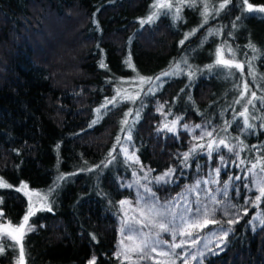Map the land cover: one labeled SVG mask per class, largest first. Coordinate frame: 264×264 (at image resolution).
<instances>
[{
    "label": "trees",
    "instance_id": "1",
    "mask_svg": "<svg viewBox=\"0 0 264 264\" xmlns=\"http://www.w3.org/2000/svg\"><path fill=\"white\" fill-rule=\"evenodd\" d=\"M154 2L0 0V181L12 185L0 187L1 219L22 220L29 205L25 191L40 193L45 202L29 218L34 230L23 238L26 264H88L93 255L96 264H121L120 201L130 197L117 161L122 133L155 174L173 170L153 183L159 198L210 175L218 187L227 182L230 202L243 211L229 226L225 246L194 264H264V224L252 225L254 206L245 204L253 194L248 164L264 160V13L248 12L246 5L242 10L241 0H232L216 14L222 0H206L205 23L202 0H196L195 7L183 6L180 19L174 8L162 9L142 24ZM249 2L264 6V0ZM224 43L244 63L243 74L216 64ZM129 55L136 71L125 63ZM102 60L107 68L99 66ZM137 73L160 79L147 83L152 91L136 103L117 96L102 107ZM245 82L256 93L255 107L247 94L240 98ZM245 107L250 129L238 115ZM173 121L170 132L165 125ZM204 131L222 136L245 165L237 167L235 153L224 147L209 157L205 145L185 162L183 154L200 145L194 137ZM235 176L241 179L229 180ZM22 184L27 189L16 191ZM260 208L264 219V198ZM12 244L0 240V264H12L19 254Z\"/></svg>",
    "mask_w": 264,
    "mask_h": 264
},
{
    "label": "rangeland",
    "instance_id": "2",
    "mask_svg": "<svg viewBox=\"0 0 264 264\" xmlns=\"http://www.w3.org/2000/svg\"><path fill=\"white\" fill-rule=\"evenodd\" d=\"M220 3L221 2L218 3L216 9L219 7ZM229 48L234 51L232 46L228 43H224L218 47V49L223 50L225 59H232L231 53L228 51ZM235 62L243 63L236 54ZM147 85V83L141 84L137 74L130 76L128 80L120 86V96H118V100H127L129 103H136L142 100L149 94L148 89L151 88V86L147 88ZM137 93H139L138 96ZM246 94L248 95V100L252 99L251 93L247 92ZM129 95L136 97V99H127L126 97ZM202 134L203 132H200L196 137ZM123 137L125 142L120 146V157L117 161L118 164L121 165L122 171L127 174L126 178L128 179L125 185L130 188V197H126L123 200L129 203L120 206L121 237L120 247L118 249V251L122 253L120 261H123V264H184V261L187 260V264H194L201 260L204 255L223 248L226 242L223 233L227 231L231 225L227 221L239 220L243 214V211L236 210L230 202V191L228 188L225 194L224 188L218 187L217 183L211 182L217 180L215 177L211 178L210 175H205L197 178L193 184L186 185L178 192L169 194L166 198H159L153 189V185L162 182L156 179L161 176V174H155L139 159L138 162L129 159V156H132L134 151L128 144V141L126 143V140H128L126 133H122L121 140H124ZM205 137L196 140H199L200 145L207 146L211 140H216L218 142L220 139H223L222 136H212L207 137V139H205ZM222 147L223 146H220V148ZM125 148L128 150L127 154L124 152ZM236 151L237 149H235L234 153H236ZM135 157L137 158L136 155ZM252 164H256L257 167L250 172V180L253 183L251 191L253 194L248 199L255 201L256 195L259 194L255 181L257 179H264V160H261L260 163L250 162L248 164V169L251 168ZM223 165H225V163H223ZM243 165H245V163ZM145 176H147V179H145ZM197 181H200L198 188L195 187ZM204 181H209V183H204ZM146 189H150L151 191H147ZM29 193L33 194L31 196V206L35 212L38 208L44 206V198L43 195L36 191H29ZM261 201L258 202V205L252 204V206H254L253 211L255 210L252 217V225L260 222L259 219H256L257 216L262 218V210L260 208ZM198 207L201 209L200 212H197ZM225 211H227V214H225ZM205 212L207 213L206 217L204 215ZM205 218L209 221L215 220L216 223L209 222L207 226L204 227H190L193 223L203 225ZM20 222H22V220H20ZM7 223L9 222L2 220L0 217V225H6ZM160 223H164L169 231L162 232L158 227ZM122 228L124 229L123 233L121 231ZM129 228L132 230L129 231ZM181 232L185 234H179ZM173 233H177L175 240H173ZM187 233H191V235L189 236ZM158 239L166 241L167 243L156 244L155 242ZM0 240H9L16 243L11 238L6 237L2 232H0ZM121 241H123V244ZM181 241H184L182 248L173 249L170 247V245L181 243ZM145 244H147V247L144 249V254L147 257L145 259L140 258V253L130 251V249L143 247ZM217 245H219V247ZM17 247L19 250V244H17ZM152 247H156V252L151 251ZM160 252H168L169 255L161 256L159 254ZM201 253H203V255H201ZM124 255L130 256L131 260H125ZM193 256H195L196 259H192ZM18 257L19 254H17L12 264H17Z\"/></svg>",
    "mask_w": 264,
    "mask_h": 264
},
{
    "label": "snow or ice",
    "instance_id": "3",
    "mask_svg": "<svg viewBox=\"0 0 264 264\" xmlns=\"http://www.w3.org/2000/svg\"><path fill=\"white\" fill-rule=\"evenodd\" d=\"M232 0H222V2L219 4V7L217 9H215L216 11V14L219 13L220 10L224 9L229 3H231ZM187 4L188 7H195L196 6V0H178V3L177 4H173L172 3V0H155V2L153 3L152 5V8L154 9L152 14L149 15L147 17V20H142L141 23H148V22H151L153 19H155L159 14H160V11L159 10H162V9H167V10H175V18L176 19H180V13L183 9V6ZM246 5V9L248 12H260V13H264V6H260V7H254L252 3L249 2V0H241L240 2V7L241 9L243 10V7ZM202 6H203V9L204 11L201 13V15L204 16L205 18V23L207 22V19H208V15H209V7L210 5L206 2V0H202ZM237 19H239V17H237ZM195 30H193V33H190L188 35H191V34H194ZM210 35L213 34V33H209ZM188 35L185 36V40L188 39ZM181 44L184 43V40H181L180 41ZM249 48H251L254 52L257 51L255 45L253 44H249L248 45ZM228 51L231 53V56H232V59H225L224 56H223V50L222 49H217V52H216V55H217V59H216V64L217 65H220V66H223L227 69H232V68H235L237 70H239L241 72V74H243V69H244V63H241V62H235V52L232 50V49H228ZM252 59L254 60L255 57H252ZM125 63L128 64V66L130 68L133 69V71H136L135 70V67L134 65L131 64V56L129 55L128 59L125 61ZM185 63H187L185 61ZM101 68H107V64L104 63V61L102 60L100 62V65H99ZM209 68H211L212 66L209 65L208 66ZM248 67H249V75H252L253 76V79H255V75H254V69H253V66L251 64V62L249 61L248 62ZM179 68V65H177V69ZM173 73L172 72H165L163 73L164 76H168V75H172ZM137 76L139 78V81L141 82V84L143 83H151L153 81V79L155 80H159L160 77L157 76L155 78L153 77H144V76H141L139 75V73H137ZM262 79H264V77H262ZM244 87V91L241 92L240 94V98L243 99L244 98V95L250 91L249 87H248V84L247 82L244 83L243 85ZM149 92L152 91L151 88L148 89ZM139 95V93H137V96ZM117 96H120V91L118 90L117 93H116V96H114L111 100H108L106 99L105 100V104L102 105V107H107L108 104H115L116 103V97ZM251 97L252 99H249L247 101V104H251L253 105V107H255V105L253 104V99H256V93L255 92H251ZM127 99H132V100H135L136 97H132L131 95H129L128 97H126ZM236 103H240V100H237ZM98 113L100 111V109H97L96 110ZM131 113H126L125 115H130ZM138 115V113H137ZM240 117H243V125L245 128H253L254 125L249 123V119H248V116H249V112H248V108L245 107L244 110L242 112H240L238 114ZM93 123H95V121H93ZM122 123H127V120H124L122 121ZM175 125H176V121H173V126L172 127H169L167 124L165 125V127L168 129V131H174L175 130ZM184 127L187 129L188 126L187 125H184ZM201 125H195V128H200ZM261 127H264V124L261 125ZM226 131V129H225ZM205 136L207 137H212L213 136V131H204L203 134L199 137H194V139H203ZM119 137H117V142L119 143ZM128 139H131V136L128 137ZM220 146H223L224 148H227V150L230 152V153H233L235 152V149L234 147L230 146L228 143H226V141L224 139H220L218 142L216 140H211L208 144H207V150H208V156L211 157L212 155V152L213 151H218ZM197 148H204V145H196L194 146L193 148H191L189 150V152H186L183 154L184 156V161L186 162L188 159H189V156L190 154L192 153H195ZM124 152L127 154L128 150L125 148L124 149ZM236 155V160L233 161L234 164H236L237 167H240L242 166L245 161L244 160H241L239 159V153H235ZM129 159H132V160H135L136 162H138V158L135 157V154L133 153L132 156H129ZM220 161L221 163L223 164L225 162V158L223 156H220ZM238 161V162H237ZM257 167L256 164H252L251 168L248 169L249 172L252 171V169H255ZM89 171H91V169H89ZM173 170L172 169H169L168 172H165L164 175L162 176H159L157 177V181H163L165 179L166 176H171ZM215 173L217 176H219V173H220V169L217 168L215 169ZM63 177H61L62 179ZM145 179H147V176H145ZM232 179H235V180H240L241 177L240 176H235V177H229V180H232ZM212 183H218L217 180H213L211 181ZM204 183H209V181H204ZM200 185V181H197L196 183V186L195 187H199ZM255 185H256V188L258 189L259 191V194L256 195L255 197V201H251V200H248L246 199L245 200V204H248V203H252L254 205H258V202L261 201L262 198H264V179H257L255 181ZM0 187H3V188H9V187H12V185L6 183V182H2L0 181ZM27 184H22L19 188L16 189V191H22V190H25L27 189ZM245 187H247V185H245ZM227 188H228V184L227 182H225L224 184V189H225V194L227 192ZM147 191H151L150 189H146ZM190 190H194V189H190ZM25 195L26 196H29V209H28V212L27 214H25L22 218V222H17L16 225H13L11 224V222L7 223L6 225H0V232H2L6 237H9L11 238L13 241H15L16 243L10 245V247L12 249H15L17 244H19V257H18V261H17V264H25V249H24V245H23V238L25 236L26 233H30L34 230V226L30 225L29 224V218L35 214L32 206H31V196L33 195L32 193H29L27 191H25ZM38 195V194H36ZM214 199V198H213ZM121 205H124V204H127L129 203L128 201H120ZM48 211H51V208L49 207L47 209ZM201 209L198 207L197 208V212H200ZM225 214H227V211H225ZM244 214L247 215V209L244 210ZM162 215V214H160ZM205 217L207 216V213L205 212L204 213ZM3 216V213L0 212V217ZM256 219H259L260 222L262 224H264V219H261L259 216L256 217ZM209 222H212V223H216L215 220H212V221H209L207 218L204 219V222H203V225H199V224H196V223H193L192 225H190V227H204V226H207V224ZM229 224H233V223H238L239 220H228L227 221ZM158 227L160 228V230L162 232H167L169 231L168 227L164 224V223H160L158 225ZM132 229L129 228V231H131ZM232 229L229 228L227 231H224L223 233V236L224 238L227 237L228 235V232H230ZM122 233L124 232V229L122 228L121 229ZM181 235H184L185 233L181 232L179 233ZM176 235L177 233H173L172 236H173V240H175L176 238ZM187 235H191V233H187ZM93 239H95V237H93ZM121 243L123 244V241H121ZM156 244H160V243H167L166 241H162V240H156L155 242ZM183 244H184V241H181V243H176V244H172L170 245L171 248L175 249V248H182L183 247ZM219 247V245H217ZM147 247V244H145L143 247H137V248H134V249H130L131 252H134V253H140V258L141 259H145L147 258L146 255L144 254V249ZM156 247H152L151 248V251L152 252H156ZM4 251V248L3 247H0V253H2ZM161 256H168L169 253L168 252H160L159 253ZM122 253L120 251H118L116 253V257L117 259H120ZM201 255H203V253H201ZM96 256L93 255L92 258L88 261V264H96ZM124 259L125 260H131V257L128 256V255H124ZM192 259H196L195 256L192 257ZM121 264H123V261L121 262ZM184 264H187V260L184 261Z\"/></svg>",
    "mask_w": 264,
    "mask_h": 264
}]
</instances>
